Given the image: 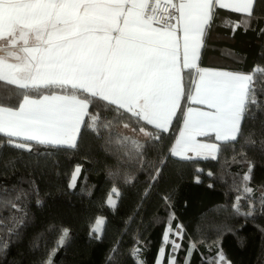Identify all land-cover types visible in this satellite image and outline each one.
Returning a JSON list of instances; mask_svg holds the SVG:
<instances>
[{"label": "snow or ice", "instance_id": "obj_1", "mask_svg": "<svg viewBox=\"0 0 264 264\" xmlns=\"http://www.w3.org/2000/svg\"><path fill=\"white\" fill-rule=\"evenodd\" d=\"M218 10L241 14L239 20H223L222 26L231 27L234 35L236 28L243 27L246 32L254 20L259 22L257 11H264V0H0V157L6 148L26 152L37 161L60 151H78L85 133L99 138L101 130L112 129L113 120L130 114L127 119L134 121L148 140L141 143L122 137L114 141L109 136L107 143L135 153L136 158L143 156L148 146L159 154L160 168L145 189L142 204L171 157L185 162L216 159L222 149L231 146L234 150L241 140L242 148L264 153V139L257 148L254 134L246 135L248 123L258 113L264 115V65L254 64L247 72L198 66L202 51L208 50ZM259 31L264 36V28ZM224 54L235 56L229 50ZM182 99L205 108L185 109ZM178 111L183 127L165 155L166 139ZM261 127L264 129V121ZM197 137L214 138L216 143ZM34 147L44 151L34 153ZM16 162L10 158L3 167ZM122 162L118 157L117 170H110L109 177L120 176ZM140 164L142 167L144 161ZM254 167L248 161L240 184L234 180L231 186L239 193L232 202V214L246 221L255 219L257 202L264 215V194L246 210L240 203L253 199L249 185ZM80 171L81 166L76 165L69 188H75ZM196 173V183H201L203 170L198 168ZM133 179L125 174L123 182L127 185ZM221 180L226 183L223 177ZM38 193L34 181L27 190L0 186V209L11 208L26 216L24 199ZM119 198L114 186L107 197L113 210ZM163 199L171 209L170 195ZM36 203L43 202L37 199ZM221 209L227 211L228 205L215 210ZM23 216H13V225L23 224ZM176 219L175 212L169 211L155 264H164L166 250L167 264H177L181 250L185 252L184 264H191L198 251L191 239L187 249L183 248L185 229L181 223L173 227ZM103 224V218H97L90 237L101 239ZM14 226L0 223L9 236L15 234ZM255 226L264 233V227ZM54 230L55 225L49 227ZM59 231L46 264H52L56 250L70 239L69 228ZM7 247L0 239V251ZM118 250L119 241L110 250L108 264ZM142 251L137 237L129 251L134 264H147L140 258ZM201 264L230 262L218 249L215 256L201 254Z\"/></svg>", "mask_w": 264, "mask_h": 264}, {"label": "trees", "instance_id": "obj_2", "mask_svg": "<svg viewBox=\"0 0 264 264\" xmlns=\"http://www.w3.org/2000/svg\"><path fill=\"white\" fill-rule=\"evenodd\" d=\"M257 16L259 22L254 20L248 31L245 32L243 27L236 28L233 35L231 27L222 26L223 20L236 21L241 14L218 10L215 26L207 40L208 50L202 51L199 64L245 72L254 64L264 65V36L259 31L264 28V11L258 10ZM224 50L235 56L225 55ZM186 103L187 100L182 99L184 108ZM127 115L130 114L113 120L112 129L101 130L99 138L96 134L85 133L78 151H60L55 156L41 157L37 161L35 156L30 158L26 152L4 149V155L0 157V186L10 188L15 185L17 190H27L34 181L39 193L24 199L26 216L11 208L0 209V223L4 225L14 226L11 218L23 216V224L14 226L15 234L9 236L7 228L0 229V239L8 245L0 251V264H46L62 227L70 229V239L56 250L52 264H108L110 250L118 241L119 250L112 264H134L129 251L136 244L137 237L143 249L140 258L147 264H155L169 211H174L177 218L173 227L177 223L184 226L183 248L187 249L190 239L197 243L198 251L193 253L191 264H201V254L215 256L218 249H222L230 264H264V233L255 226L264 227L259 203L255 204L254 220L233 216L231 211L232 202L239 194L231 186L234 180L240 184V177L248 171V161L255 165L249 185L253 189V199L247 201L248 205L264 194V153L246 146L242 148L244 141L241 140L234 150L231 146L222 149L216 159L185 162L179 157H171L141 204L145 189L156 169L160 168V157L151 146L144 149L143 156L136 158L135 153L129 154L127 149L107 143L109 136L114 141L122 137L141 143L148 140ZM181 119L182 114L178 111L166 139L165 155L175 139ZM262 121L264 115L258 113L257 118L247 125L246 135L248 132L254 134L252 139L257 142V148L259 141L264 139ZM126 123L129 124L127 128L124 127ZM150 130L146 128V131ZM38 151L44 149L33 148L34 153ZM118 157L123 160L120 176L109 177L110 170H117ZM10 158L17 162L4 168L3 162ZM140 161H144L142 167ZM76 165L81 166L79 178L75 188H69ZM198 168L203 170L199 177L201 183H196ZM209 172L213 173L212 177L208 176ZM125 174L134 177L127 185L123 182ZM210 184L213 186L209 187ZM114 186L120 193L115 210L107 203ZM166 195H170L171 209L165 207L163 197ZM37 199L43 203L37 204ZM244 201L240 202L242 207ZM224 204L228 205L227 211L215 210ZM99 217L104 220L101 239L90 237V228ZM52 225L55 230L49 231ZM229 228L231 231L227 230ZM167 254L166 250L164 264H167ZM184 257L185 252L181 250L177 264H184Z\"/></svg>", "mask_w": 264, "mask_h": 264}, {"label": "crops", "instance_id": "obj_3", "mask_svg": "<svg viewBox=\"0 0 264 264\" xmlns=\"http://www.w3.org/2000/svg\"><path fill=\"white\" fill-rule=\"evenodd\" d=\"M198 66H200V67H206V68H220V69H224V68H221V67H213V66L200 65L199 62H198ZM225 70H227V69H225ZM230 71H231V70H230ZM189 106H191V107H193V108H197V107H199V108H205V106H202V105H196V104H194V103H191V102L187 101V103L185 104V109H186L187 107H189ZM182 127H183V118L181 119V124H180V126H179V128H178V130H177V133H176L175 139L178 138V136H179V132H180V130H181ZM175 139L173 140L171 146L174 144ZM197 139H198V140H201V141L208 142V143H216V141L214 140V138L209 139V138H206V137H197ZM189 155H192V154L189 153Z\"/></svg>", "mask_w": 264, "mask_h": 264}, {"label": "rangeland", "instance_id": "obj_4", "mask_svg": "<svg viewBox=\"0 0 264 264\" xmlns=\"http://www.w3.org/2000/svg\"><path fill=\"white\" fill-rule=\"evenodd\" d=\"M129 129H131V128H129ZM113 199H114V197H113ZM247 205H248V203H247V201L245 200V201H244V204H243V206H244L243 208H244L245 210H246L247 207H248ZM99 218H101V217H99Z\"/></svg>", "mask_w": 264, "mask_h": 264}]
</instances>
